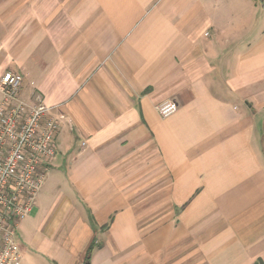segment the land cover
I'll return each mask as SVG.
<instances>
[{
	"label": "crops",
	"instance_id": "obj_1",
	"mask_svg": "<svg viewBox=\"0 0 264 264\" xmlns=\"http://www.w3.org/2000/svg\"><path fill=\"white\" fill-rule=\"evenodd\" d=\"M7 71L61 121L22 264L264 262V0H0Z\"/></svg>",
	"mask_w": 264,
	"mask_h": 264
},
{
	"label": "built area",
	"instance_id": "obj_2",
	"mask_svg": "<svg viewBox=\"0 0 264 264\" xmlns=\"http://www.w3.org/2000/svg\"><path fill=\"white\" fill-rule=\"evenodd\" d=\"M0 92V264H22L19 223L32 210L57 153L61 121L39 94L21 96V77L13 71L1 76ZM177 106L167 100L157 110L166 118Z\"/></svg>",
	"mask_w": 264,
	"mask_h": 264
},
{
	"label": "trees",
	"instance_id": "obj_3",
	"mask_svg": "<svg viewBox=\"0 0 264 264\" xmlns=\"http://www.w3.org/2000/svg\"><path fill=\"white\" fill-rule=\"evenodd\" d=\"M89 262V256H87V264ZM255 264H264L262 260L257 261Z\"/></svg>",
	"mask_w": 264,
	"mask_h": 264
},
{
	"label": "rangeland",
	"instance_id": "obj_4",
	"mask_svg": "<svg viewBox=\"0 0 264 264\" xmlns=\"http://www.w3.org/2000/svg\"><path fill=\"white\" fill-rule=\"evenodd\" d=\"M19 229V228H18Z\"/></svg>",
	"mask_w": 264,
	"mask_h": 264
}]
</instances>
